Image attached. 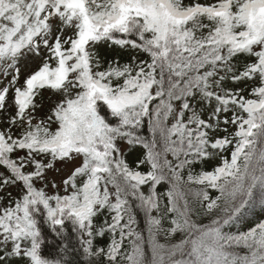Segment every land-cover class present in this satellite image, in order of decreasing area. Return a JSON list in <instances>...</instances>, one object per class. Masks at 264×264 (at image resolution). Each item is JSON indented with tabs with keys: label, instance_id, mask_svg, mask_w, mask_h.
Here are the masks:
<instances>
[{
	"label": "snow or ice",
	"instance_id": "snow-or-ice-1",
	"mask_svg": "<svg viewBox=\"0 0 264 264\" xmlns=\"http://www.w3.org/2000/svg\"><path fill=\"white\" fill-rule=\"evenodd\" d=\"M0 264H264V0H0Z\"/></svg>",
	"mask_w": 264,
	"mask_h": 264
},
{
	"label": "trees",
	"instance_id": "trees-1",
	"mask_svg": "<svg viewBox=\"0 0 264 264\" xmlns=\"http://www.w3.org/2000/svg\"><path fill=\"white\" fill-rule=\"evenodd\" d=\"M122 59L124 60H128L130 59L129 54L125 53L123 54ZM129 159H132V157L130 156ZM260 213L259 211H257L254 215H250L248 217V221L244 224V225H237L238 228H242L244 230H246L248 227L250 226H254V223L260 218ZM138 224L140 226L141 229L144 228V216L143 213H139L138 214ZM44 235L46 237V239H55V237L47 230V227H44ZM43 251L44 254L47 256H51L55 251H56V245L55 244H45L43 246Z\"/></svg>",
	"mask_w": 264,
	"mask_h": 264
},
{
	"label": "rangeland",
	"instance_id": "rangeland-1",
	"mask_svg": "<svg viewBox=\"0 0 264 264\" xmlns=\"http://www.w3.org/2000/svg\"><path fill=\"white\" fill-rule=\"evenodd\" d=\"M26 74V73H25Z\"/></svg>",
	"mask_w": 264,
	"mask_h": 264
}]
</instances>
